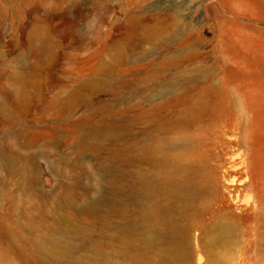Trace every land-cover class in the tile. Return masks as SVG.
<instances>
[{"label": "rangeland", "instance_id": "1", "mask_svg": "<svg viewBox=\"0 0 264 264\" xmlns=\"http://www.w3.org/2000/svg\"><path fill=\"white\" fill-rule=\"evenodd\" d=\"M195 87L264 107V0H0V264H118L137 97Z\"/></svg>", "mask_w": 264, "mask_h": 264}, {"label": "bare ground", "instance_id": "2", "mask_svg": "<svg viewBox=\"0 0 264 264\" xmlns=\"http://www.w3.org/2000/svg\"><path fill=\"white\" fill-rule=\"evenodd\" d=\"M36 20L34 34L45 35ZM170 92L162 101L155 91L139 93L131 173L110 169L107 220L127 190L134 210L119 229L118 264L246 260L264 238V107L244 103L238 111L222 87Z\"/></svg>", "mask_w": 264, "mask_h": 264}]
</instances>
